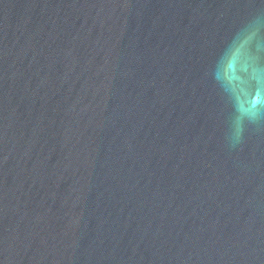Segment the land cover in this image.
<instances>
[{"label":"water","instance_id":"water-1","mask_svg":"<svg viewBox=\"0 0 264 264\" xmlns=\"http://www.w3.org/2000/svg\"><path fill=\"white\" fill-rule=\"evenodd\" d=\"M0 264H264V0H0Z\"/></svg>","mask_w":264,"mask_h":264}]
</instances>
